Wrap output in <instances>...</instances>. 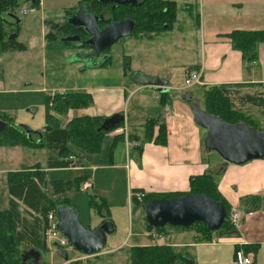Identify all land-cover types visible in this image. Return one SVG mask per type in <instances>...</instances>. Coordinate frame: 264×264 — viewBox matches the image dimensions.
<instances>
[{"label":"rangeland","instance_id":"rangeland-1","mask_svg":"<svg viewBox=\"0 0 264 264\" xmlns=\"http://www.w3.org/2000/svg\"><path fill=\"white\" fill-rule=\"evenodd\" d=\"M27 1L28 0H18V8L8 12L7 14L11 15V17L5 20L10 26V29L17 30L18 38L15 42L22 45L23 49H19V52H10L0 55V90L8 91L4 94H0V113H6V117L2 118L7 119L1 120V118L0 120L7 123L9 129L19 134V141L25 140L26 138L25 131L21 125H27L35 131V133H41L42 137L34 133L31 135L30 139L33 144H36L44 138L45 126L50 125L57 127L60 125V127L62 126L64 128V126L69 123V119L74 118L75 115L77 117L80 115L79 113H74V116H69L70 111L68 116L60 118L57 114L51 112L50 114L53 115L52 119L47 120V105L48 103L52 105L51 102H53L56 96H62L66 94L65 92L84 91L83 89L87 88L117 86L119 84L118 82L122 80L124 73H128L126 82L131 86L134 84L132 75L136 73L145 74L144 71L148 70L151 66L150 64L153 63H148L149 58L142 54L133 57V70H131L130 64L128 66L126 65L130 63L129 53L133 50V45H138L135 40L141 38L139 36H142L137 32L135 36H132L124 43L115 44L109 50V56L97 57L95 59L86 57L85 61H83L81 58L83 54L81 53L82 51H79V46H76V44L74 45L76 42L65 44L59 40H46L50 28L45 25V21H53L54 23L58 21L62 22L64 18L66 19L65 13L76 8L82 0H41L38 4H32ZM170 1L171 0H158L157 3L153 1V5L155 6L159 5L160 2ZM23 9L34 11L28 16H22L20 14ZM194 11H196L195 8ZM15 16L21 19L20 23H17ZM175 16L176 21L172 19L171 22L167 24L169 27L168 31L174 29L175 32L173 31V33L167 36L171 39L177 36V33H181L184 41H187L188 37L186 36L189 31L187 26L184 25V29L178 31V28L183 26L181 22H177L178 17L182 20L184 18L182 10L177 12ZM204 21L206 23L205 35L207 38H210L208 34V21ZM203 27L204 25L202 28ZM217 27H222V25ZM152 30V34L154 35L156 29L152 28ZM10 31L11 30L6 28V32L9 33L8 35L14 36V33ZM159 36L160 35H155L153 37L156 38ZM159 45L160 44L156 45V48L150 55L156 56V59L160 60L162 63V61L165 60V55L162 54ZM145 51H147V49ZM107 57H111L110 63L108 66L101 68L102 64L107 60ZM152 61L154 62L155 60ZM181 65L182 63H175L171 69H165V76L171 77L172 86L178 89L185 85V72L189 68L187 67L189 66L188 64H185L183 67ZM147 72L150 71L148 70ZM167 72H169V75H167ZM186 93L192 95L190 104L182 101V97ZM186 93L177 90L171 91V100L169 101L170 114L168 115H174L175 118H166V122L175 139L180 136H185L187 138L186 141L192 145V141L196 143L195 139L207 136L206 130L197 127L194 123L191 114V105L198 106L199 102L203 105L204 91L203 87L196 86L193 87L192 90L189 89ZM232 99L236 101L234 98ZM156 101L155 97L149 92V94H147L146 104L143 103L139 105V103H137L138 106H136L137 98L125 102V113L121 115H133L136 111H139L141 115L140 111L144 112L146 109L150 111L154 109L159 112L160 109ZM237 104L239 105V101H237ZM236 107L239 108L237 105ZM34 108L37 109L35 115L31 113V110ZM251 109H253L252 112L255 117L249 115L252 120V124L250 125L264 132V115L262 114L263 116H261L259 114L260 112L253 108V106H251ZM174 112L175 114H173ZM190 115L193 123L191 126L192 128L187 124V119ZM107 135L104 136L103 142L101 143V155H106L104 158H97L96 160L92 157L89 160L88 166L97 165L100 169H105L103 166L110 163L109 156L111 153L110 151H112V143L114 140H111L112 138L107 137ZM145 144H147V142L143 141L141 147L144 148ZM120 148L123 149V152L119 150V161L124 165L129 163V155L133 160V155L135 153L140 154L139 151H135L132 148L128 149L127 152L124 145L120 146ZM145 155L144 161L148 163L147 168L152 171L151 174L147 175L145 181L148 183H155V181L159 180V173L155 170V166L152 167L153 157H148V153ZM48 156L49 152L45 148L32 149L22 145L5 147L0 144V211L9 209L10 196L7 186L10 174L21 172L23 173L21 175H32L33 172L37 170V167L46 169V158ZM101 173H103L104 180H108L107 183L112 185L109 192H98L96 188L94 190L90 189L89 191H83L81 188H74L72 191L62 196V198L59 197L60 199L58 197H52L53 191L51 189H49V194L53 201L61 202V200L67 199L70 206L78 212L80 223L85 228L94 229V227H99L103 224L101 222L104 221L105 218H108L107 216H110L112 220L110 222L115 227V233L107 235L106 247H104V250L97 256H85L73 250L71 246L72 248L69 249L70 260L66 263L57 255V249L50 245L48 252L42 253L41 258L43 262H48V264H131L130 251L132 246H136L137 244H181L189 240V236H178L176 232L181 229L176 227L166 226L165 230L168 231V235H165L166 233L163 232H151L147 226L145 208L134 205L132 207L133 213L127 209V204L125 202L126 199H128V193L125 185H127L128 177L125 170L110 172L100 171L97 176L98 179L102 175ZM85 176H89L95 182V175L93 176L91 171H78L72 169L62 170L61 172H50L48 173V180L49 182H75L77 179L84 178ZM98 186L101 188L100 183L97 185V188ZM93 204H95V207L92 206ZM103 204H105V207H108L105 209V207L102 206ZM102 208L105 210L104 212ZM202 230L203 227L199 225L189 230L182 231L190 235L192 234L196 240L201 241L202 236L198 231ZM150 233H153L155 238L151 237ZM163 235L164 239L162 240L161 238ZM173 248L178 255L182 257L185 256L184 258H187L186 255H190L189 248ZM27 251H30V249L24 246H18V252ZM180 260L179 264H183L182 259ZM39 263L41 264V262Z\"/></svg>","mask_w":264,"mask_h":264},{"label":"crops","instance_id":"crops-1","mask_svg":"<svg viewBox=\"0 0 264 264\" xmlns=\"http://www.w3.org/2000/svg\"><path fill=\"white\" fill-rule=\"evenodd\" d=\"M171 1L176 3L177 12L182 10L184 18L182 20L178 17L177 22H181L183 26H180L178 31L184 29V25H186L189 30L186 36L188 40L184 41L181 33H177V36L169 39L167 35L173 33V31L175 32L174 29L163 32L156 40H147L139 36L141 38L135 40L138 45H133V50L129 53L130 63L128 64L131 65V70L134 67L133 57L144 54L145 57L149 58L148 63L151 62L156 65L150 64L151 66L148 68L150 72L145 70V74H142L152 78L166 80L169 83L167 89L169 90V97L171 99L172 90H177L182 93L188 91H180L183 89L182 87L179 89L173 87L172 78L165 76V69H171L175 63H182V67L188 64V72L193 68H199L203 70V85L200 86L201 88L203 87V97L205 92L211 88L227 86L231 92V99L234 98L236 100L233 103L239 106L238 109L248 116L253 115L252 117H255L251 106L245 103L243 105L239 103L238 105L237 98L246 95L264 96V43L259 44L256 49L257 63L251 64L242 59V53L235 50L224 36L233 31H248L252 33L264 31V0ZM193 7L196 11H194ZM204 20L208 21V34L210 38H207L205 35L206 23ZM203 25L204 27L202 28ZM219 25H222V27L218 28L217 26ZM157 44H160L162 54L165 55V60L162 63L156 59V56L150 55ZM144 49H147L148 52ZM4 54L0 52V55ZM152 60L155 61L153 62ZM167 75H169V72H167ZM127 76L128 73H124L122 80L118 82L119 84L117 86H100L97 88L83 89L84 91L65 92L87 93L92 96L94 101L93 106L72 110L69 116H74L76 113H79L80 115L78 117H98L105 121L114 115L124 114L125 102L131 101L134 98H137L136 106H138L137 103L139 105L146 104L147 94L149 92L157 100L156 102L160 109L159 112L154 109L150 111L144 107L146 110L144 112L140 111L142 116L139 111H136L133 115H123L125 121L122 130L125 133L118 135L110 133L107 135V137L112 138L111 140H114L112 145L115 146L110 151V163L103 166L105 169H100L97 165L88 166L89 160L92 157L94 160L104 158L106 154L101 155L102 148L100 153L84 157L83 166L70 169L91 171L93 176L95 175V182L89 176L85 177L91 181L92 190L96 188L98 192H109L112 188V185L107 183L108 180H104L103 173H101L102 175L98 179L97 176L100 171L125 170L128 177L127 185H125L128 199H126L125 203L127 204V209L132 213V207L134 205L142 206L143 208L146 207L143 206L144 204L142 202L134 199L133 194L135 191L140 190V192L142 191L146 195L174 193L184 195L190 192V179L197 176H215L218 184V192H220L222 198L227 203L226 205L229 208L234 206L238 207L241 211L252 212L253 215L249 216L239 226L237 229L239 233L237 235L215 238L208 244L197 241L192 234L190 235L182 230H177L176 233L178 236H189V240L181 244L166 245L175 248H189L190 255H186L187 264H236L235 255L238 252H242L245 256L251 257L253 264H264V160L251 161L241 166L227 165L216 153L207 152L204 140L206 136L195 139L196 143L192 141V145L186 141L187 138L185 136H180L175 139L166 122V118L175 117L174 115H168L170 111L167 113L164 112L165 107H168L170 110V104L164 107L160 105V94L156 89L136 87L135 84L129 86L126 82ZM5 92L8 91L0 90V94H4ZM199 105H201L200 102ZM203 106L204 100L203 105H201L202 109ZM255 109L260 112L256 113H259L261 116L264 115V109L258 107ZM78 117L76 115L74 116V118ZM149 119H161L162 123L166 124L167 144L165 146L145 140L144 128ZM187 124L189 127L193 124L191 115L187 119ZM154 129V137H156L158 135V129L157 127ZM143 141L147 142L144 148L141 147ZM123 145L127 152L131 148L140 152V154L135 153L133 155V160L129 155V163L127 165L121 164L119 161V150L123 152V149L120 148ZM146 153H148V157H153L152 167L155 166V170L159 173V175L157 174L159 180L155 181V183L145 181L147 175L152 172L147 168L148 163L144 161ZM41 171L47 173L48 180V173L60 170H47L46 168L41 169ZM99 183L102 189L99 186L97 188ZM102 206L105 207V204ZM38 217H40L43 224L44 221L46 222L43 216L38 215ZM97 228L98 226L91 230H96ZM163 233L168 235L167 230ZM161 239H164V235ZM145 246L150 245L137 244L136 246H132V248H143ZM39 253L42 257V253Z\"/></svg>","mask_w":264,"mask_h":264},{"label":"trees","instance_id":"trees-1","mask_svg":"<svg viewBox=\"0 0 264 264\" xmlns=\"http://www.w3.org/2000/svg\"><path fill=\"white\" fill-rule=\"evenodd\" d=\"M18 0H0V52L10 53L19 52L23 46L15 42L18 38L17 30L10 29L7 21L11 15L8 12L14 11L18 8ZM96 4L97 12L102 11L101 8L111 10V15H114V20L117 19H131L137 25L134 35L141 34L147 40H156L155 35H161L163 31H168V25L171 20H175L177 13L176 3L160 2L159 5H153V1L157 3L158 0H145L139 6L120 7L116 10L112 9V4L103 5L98 0ZM94 1V2H95ZM90 2V1H89ZM39 2L35 3L38 4ZM93 10H91L92 12ZM70 12V11H69ZM65 13V14H69ZM113 12V13H112ZM97 14V13H95ZM102 15V14H97ZM176 21V20H175ZM174 22V21H173ZM6 28L11 30L16 35V40H12L6 32ZM152 28L156 29L154 35ZM160 28V29H159ZM10 31V32H11ZM234 47L242 53L245 61L251 64L257 63L256 49L259 44L264 43V31L248 32V31H233L224 36ZM57 36L47 35V39L56 40ZM111 58L102 64L101 68L108 66ZM129 65L128 63L126 64ZM199 68H193L189 71H198ZM230 90L227 86L214 87L205 92L203 110L209 115L215 116L224 122L234 125L243 123L249 127L255 128L251 123V118L245 113L241 112L230 97ZM239 103H245L250 106H255L264 109V96H250L246 95L237 98ZM171 99L169 93L160 94V105L162 107L169 104ZM47 101V99H46ZM93 98L87 93H66L62 96H56L47 105L46 119H52L51 112H54L60 118L68 116L72 110L89 108L93 106ZM50 105V106H49ZM6 117L4 113H0V119ZM45 119V120H46ZM1 120H7L2 118ZM0 120V121H1ZM4 122V121H3ZM104 119L98 117H78L64 126L60 125L50 126L51 131L44 132V138L39 143H34L26 135L25 140L19 141V134H16L12 129H7L4 133L0 134V144L5 147L22 145L32 149L45 148L49 152L47 159V170H64L70 168H78L83 166L84 157L89 155H96L100 153L104 136L112 133H98L97 130L103 125ZM121 123L116 129L123 128ZM155 127L158 129V135L154 137ZM166 124L162 123L161 119H149L145 124V140L153 142L157 145L167 144V128ZM10 132V133H9ZM11 134V135H10ZM9 135V136H8ZM115 145H112V148ZM79 162V163H77ZM33 172L32 175H21L23 173H12L9 177L8 192H9V209L0 211V264H48L43 260L34 263L31 260L28 263H23V253L18 252V246H24L35 250L36 252L47 253L49 244L44 235V226L47 228V222L41 221L38 215L47 218L49 212L57 213L59 207H71L67 199L61 202L53 201L49 194L51 189L52 197H61L72 191L74 188H81L82 183L88 181L87 177L77 179L74 181H52L47 180V173L41 171L39 167ZM215 176H197L190 179V192L182 195L181 193L155 195L151 194L146 196L142 202L146 206L149 202L157 199H175L181 198L186 195H206L216 202H220L226 208L227 216L226 222L221 230L212 232L210 229L202 224H194L191 228L201 225L202 231H198L202 236L201 241L210 243L215 238L223 236L237 235L239 231L234 228L229 222L230 209L227 203L218 192V184ZM142 192V191H141ZM140 190L135 191L134 194L140 193ZM133 194V196H134ZM146 195V194H145ZM60 199V198H59ZM136 200V198L134 197ZM95 207V204L92 205ZM103 211V209H102ZM104 212V211H103ZM58 215V214H57ZM105 218V221H111L110 217ZM148 229L153 232L162 233V229H154L147 222ZM189 228V229H191ZM181 229V228H179ZM182 228L181 230H189ZM237 253V252H236ZM185 256L178 255L174 248L169 245H150L145 247H134L130 251L131 264H179L182 259L183 264H187ZM180 258V259H179ZM82 264V263H76Z\"/></svg>","mask_w":264,"mask_h":264},{"label":"water","instance_id":"water-1","mask_svg":"<svg viewBox=\"0 0 264 264\" xmlns=\"http://www.w3.org/2000/svg\"><path fill=\"white\" fill-rule=\"evenodd\" d=\"M41 0H28L35 4ZM89 4L85 11L75 14L65 20L70 27L82 28L88 40L85 46L92 48L97 54L112 47L115 44H122L126 40L134 36L136 24L132 20H125L110 24L107 28L100 31L97 24L104 20L103 15L91 13L92 4L95 0H89ZM104 5L114 4L115 6L132 7L138 4V0H98ZM80 6L83 5L80 3ZM86 6V5H85ZM16 17V16H15ZM17 23L21 19L17 18ZM69 19V20H68ZM46 27L51 31L58 29V25L53 21H45ZM57 40L71 44L78 41L77 37H60ZM55 36V37H56ZM16 40V35L10 37ZM109 56V55H107ZM107 57L106 59L108 60ZM106 60V61H107ZM105 61V62H106ZM132 81L136 87L153 88L159 94H167L169 83L166 80L152 78L141 73L132 75ZM182 101L191 103L192 95L186 93L182 97ZM191 114L194 123L207 132L205 140V149L208 153H216L228 165H245L251 161L264 160V132L249 127L243 123L230 125L218 117L209 115L201 108L200 105H191ZM31 113L35 115L37 109H32ZM123 115H114L110 119L104 121L99 128L98 133H109L116 129L118 125L124 123ZM24 133L31 138L33 133L42 137L39 132L33 131L27 125H21ZM9 126L7 123L0 121V134L7 131ZM47 132L52 128L45 126ZM145 208L146 221L154 229H162L166 226L189 229L194 224L202 223L206 225L210 231L217 232L221 230L226 222V208L220 202H216L206 195H186L175 199H157L149 202ZM58 225L61 233L65 237L73 250L85 256H97L107 245V235L115 233V227L110 221H105L96 230L85 228L80 223L79 214L72 207L62 206L57 210ZM57 255L68 263L70 260L69 253L60 250V246L55 243ZM186 259V258H184ZM33 260L34 263L41 261V255L35 250L23 253V263Z\"/></svg>","mask_w":264,"mask_h":264},{"label":"built area","instance_id":"built-area-1","mask_svg":"<svg viewBox=\"0 0 264 264\" xmlns=\"http://www.w3.org/2000/svg\"><path fill=\"white\" fill-rule=\"evenodd\" d=\"M34 10L28 11L27 9H23L21 14L22 16H28L31 14ZM203 70L199 69L198 71H189L185 75V85L182 87L183 89L180 91H188L189 89H192L193 87L196 86H202L203 85ZM164 112L167 113L169 112V108L165 107ZM123 128L115 129L112 133L115 135L118 134H124ZM82 190L83 191H89L92 189V184L91 181L88 180L84 183H82ZM147 195H145L144 192L134 194V197L136 198L137 201L143 202L145 200ZM253 215L252 212L248 211H241L238 207H232L230 209V215H229V222L230 224L236 228V230L241 226V224L247 220L249 216ZM47 228L45 230V237L47 243L49 246H54L55 243H57L60 246V250H65L69 253V249H71V245L68 242V240L63 237L60 226L58 225L59 220H58V215L57 213L54 212H49L48 217H47ZM152 234V237L155 238V235ZM236 264H253V260L251 257L245 256L242 252H238L236 255Z\"/></svg>","mask_w":264,"mask_h":264},{"label":"flooded vegetation","instance_id":"flooded-vegetation-1","mask_svg":"<svg viewBox=\"0 0 264 264\" xmlns=\"http://www.w3.org/2000/svg\"><path fill=\"white\" fill-rule=\"evenodd\" d=\"M144 1L145 0H138V4L136 6H139ZM81 4L83 5V7L80 6V3H79L76 8H74L73 10H71L69 12V14H66V19L71 17V16H73V15H75V14H78V13H81V12L85 11L86 8H87V5L89 4V0H82ZM96 4H97V1L93 2L92 7H91L93 11L91 13L102 14L104 16V20L102 22H100L99 24H97V26H98L100 31L104 30L105 28L110 26V24H112V23H115V22H120L121 23V21L129 20V19H120V20L117 19V20H114V15L113 14L111 15V12H110L111 10H109V9L101 8V10L102 9L103 10L97 12ZM120 7H123V6H115L114 4H112V9L113 10H116V9H118ZM56 23L58 25L57 26L58 29L55 30V31H51L49 29L48 30L49 31L48 35H55L56 36V34H57L60 37H65V38H67V37L68 38L69 37H77L78 41H76V43H74V45L76 44V46H79L78 47V48H80L79 51H82L81 53H83V54H82L81 58L83 59V61H85L86 57L95 59L97 57L101 58L102 56L110 55L108 52L114 45L112 47H110L109 49H107L105 51H102L101 53L97 54V52H93L94 50L92 48L85 46V42L88 40L89 37L87 36V34L85 33V31L82 28H74V27L68 26L67 20H65V18L63 19L62 22L58 21ZM136 27H137V25H136ZM135 31H136V29H135ZM57 39L58 38H56V40ZM84 53H85V55H84Z\"/></svg>","mask_w":264,"mask_h":264},{"label":"bare ground","instance_id":"bare-ground-1","mask_svg":"<svg viewBox=\"0 0 264 264\" xmlns=\"http://www.w3.org/2000/svg\"><path fill=\"white\" fill-rule=\"evenodd\" d=\"M47 217H48V215H47ZM45 220H47V218ZM44 229H46V228H44ZM44 233H45V230H44Z\"/></svg>","mask_w":264,"mask_h":264}]
</instances>
